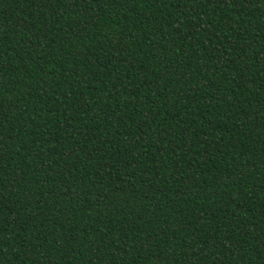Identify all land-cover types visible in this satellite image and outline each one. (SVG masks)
I'll list each match as a JSON object with an SVG mask.
<instances>
[{
	"label": "trees",
	"instance_id": "obj_1",
	"mask_svg": "<svg viewBox=\"0 0 264 264\" xmlns=\"http://www.w3.org/2000/svg\"><path fill=\"white\" fill-rule=\"evenodd\" d=\"M0 264H264V0H0Z\"/></svg>",
	"mask_w": 264,
	"mask_h": 264
}]
</instances>
